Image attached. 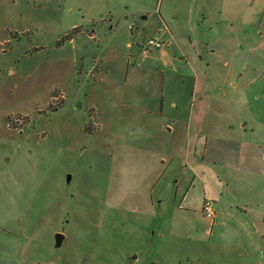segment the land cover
<instances>
[{
  "label": "rangeland",
  "instance_id": "1",
  "mask_svg": "<svg viewBox=\"0 0 264 264\" xmlns=\"http://www.w3.org/2000/svg\"><path fill=\"white\" fill-rule=\"evenodd\" d=\"M161 1L0 0V264H237L218 225L210 243H200L171 235L179 220L170 215L187 189L190 167L206 179L207 195L237 199L216 158L202 161L205 146L231 141L227 146L235 147L243 123L264 139V122L255 119L264 117V0L252 8L237 0V10L224 12L221 37L209 38L224 53L204 60L208 83L198 93L209 100L207 121L194 122L190 143L185 125L169 132L160 116L120 99L115 86L113 93L97 87L90 73L96 39L138 38L144 46L161 27L154 12ZM73 31L72 42L65 41ZM229 31L238 43L252 36L241 54L230 51ZM73 57L75 70L65 63ZM93 101L102 106L90 109ZM169 151L176 156L167 167L160 160L169 163ZM178 179L184 181L175 184ZM249 184L242 196L257 197L260 187ZM202 188L196 185L186 203L196 206ZM193 223L208 222L196 215ZM58 233L65 236L60 247Z\"/></svg>",
  "mask_w": 264,
  "mask_h": 264
},
{
  "label": "crops",
  "instance_id": "2",
  "mask_svg": "<svg viewBox=\"0 0 264 264\" xmlns=\"http://www.w3.org/2000/svg\"><path fill=\"white\" fill-rule=\"evenodd\" d=\"M255 2L256 0H242L245 6L251 5V8ZM164 3L162 0L160 7L157 6L154 9L161 27L151 31L148 37L163 42L164 45L160 49L144 54L140 46L142 43L138 38H130L132 41L124 38L119 40L117 38H97L96 40H100V43L96 45L95 50L96 66L90 69V73L96 78L97 87H108L113 93L114 89L111 87L115 86V92L119 90L121 94L120 99L145 109L149 114L160 116L166 126H170L169 132L175 131L179 125H185L187 143H190L194 122L203 123L202 126H204L207 121L209 100L204 99V94L201 96L198 93L199 90L205 92L204 85L208 83L209 71L204 66V60L210 53L217 57L224 53L222 48L216 50V42L210 41L209 38L221 37L218 26L224 21V12L227 8L237 10V0H166ZM163 5H165V10ZM229 18L231 28H233L235 26L231 21L233 18L231 16ZM111 30L112 25L109 26V31ZM256 33L252 34L254 38ZM228 38L233 39L228 41L231 44L230 51L238 55L241 54L240 50L245 42L252 36H245L239 39L238 43L235 31H229ZM247 46L244 45V48ZM260 48L264 50V46ZM252 50L253 47L249 48V52ZM116 60L119 62L118 65L113 64ZM77 61L78 58L73 57L71 60H65V63H72L75 70ZM208 66H210L209 62ZM80 73L81 70L76 71L73 80L77 86L81 83L78 77ZM242 75L244 74H239L238 77ZM65 82L68 81L65 80ZM230 83L234 87H239L235 79ZM102 95H106L105 92ZM100 98L101 95L98 99ZM101 103L93 101L90 109L95 110L98 105L102 106ZM106 112L104 108L100 110L101 115ZM255 119L256 122H264V117L255 116ZM244 128H246L245 123L237 127V140L235 141L237 145L233 143L235 147L227 146L231 141L230 143L214 141L210 148L205 146L202 150L203 162L206 156L216 158V164L220 165L219 168L227 186L225 188L229 191L230 188L237 187V199H225L223 194L220 197L207 195L205 193L206 179L190 167L191 175L185 178L188 180L187 189L179 204L174 205L170 215L179 220V225L172 224L169 233L200 243H210L214 228L218 225L221 229L220 238L227 236L224 246L231 247L237 252V264H242L243 257H252L254 253L257 257L255 260H249L247 264H264V252L260 250V247L263 248L264 245V221L260 222L264 216V139L255 133H247ZM208 136H206V141H208ZM169 154L172 156L168 158L169 163L167 159L160 160L167 167L176 156L171 151ZM184 154H190V149L187 148ZM216 178H220L219 174ZM249 180L256 182L260 187L257 197L244 198L242 196V190L250 187ZM183 181V179H178L175 184ZM218 182L220 186H223V181ZM198 184L204 188V194L199 203L192 207L190 202L186 203L188 193ZM205 200L213 202L216 212L214 219H209L203 214ZM151 202L152 205L155 204V201L151 200ZM158 208L161 210L160 205ZM254 210H257L258 215L253 213ZM196 215H200L208 223L195 225L193 218ZM250 220L253 221L250 222ZM247 239L251 241L248 245ZM258 250L260 251L259 256Z\"/></svg>",
  "mask_w": 264,
  "mask_h": 264
},
{
  "label": "built area",
  "instance_id": "3",
  "mask_svg": "<svg viewBox=\"0 0 264 264\" xmlns=\"http://www.w3.org/2000/svg\"><path fill=\"white\" fill-rule=\"evenodd\" d=\"M163 42L160 40L151 38L149 39L144 46L141 47V51L144 54H147L151 50L160 49L163 46ZM203 214L209 219H214L216 212L213 207V202L211 200H205L203 203Z\"/></svg>",
  "mask_w": 264,
  "mask_h": 264
},
{
  "label": "water",
  "instance_id": "4",
  "mask_svg": "<svg viewBox=\"0 0 264 264\" xmlns=\"http://www.w3.org/2000/svg\"><path fill=\"white\" fill-rule=\"evenodd\" d=\"M64 238H65V236L63 233L56 234V236H55L56 247H60L62 245Z\"/></svg>",
  "mask_w": 264,
  "mask_h": 264
},
{
  "label": "trees",
  "instance_id": "5",
  "mask_svg": "<svg viewBox=\"0 0 264 264\" xmlns=\"http://www.w3.org/2000/svg\"><path fill=\"white\" fill-rule=\"evenodd\" d=\"M72 34H74V31L71 33V35H68V36H67V38L65 39V41H66V40H70V41L73 40V38H72ZM59 42H61V41H59Z\"/></svg>",
  "mask_w": 264,
  "mask_h": 264
}]
</instances>
